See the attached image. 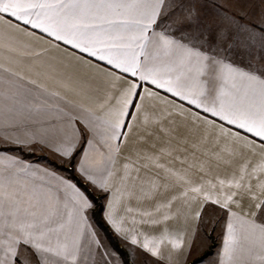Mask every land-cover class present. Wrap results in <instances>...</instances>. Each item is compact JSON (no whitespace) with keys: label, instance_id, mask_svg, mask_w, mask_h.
Masks as SVG:
<instances>
[{"label":"snow or ice","instance_id":"snow-or-ice-1","mask_svg":"<svg viewBox=\"0 0 264 264\" xmlns=\"http://www.w3.org/2000/svg\"><path fill=\"white\" fill-rule=\"evenodd\" d=\"M217 8L208 19L194 0H0V50L9 53L0 54V264H82L95 253L112 264L98 216L157 260L165 243L186 250L184 264L197 232L210 238L223 222L219 264H264V12ZM16 35L47 43L36 59L58 55L14 67L26 54ZM73 62L106 84L102 101L74 87ZM193 130L201 136L189 153ZM45 150L80 179L31 159ZM142 169L151 175L126 187ZM169 191L152 210L130 206ZM177 201L195 205L190 232L164 227L157 237L138 227L180 216Z\"/></svg>","mask_w":264,"mask_h":264},{"label":"crops","instance_id":"crops-1","mask_svg":"<svg viewBox=\"0 0 264 264\" xmlns=\"http://www.w3.org/2000/svg\"><path fill=\"white\" fill-rule=\"evenodd\" d=\"M185 4L189 3L190 0H183ZM197 9L199 11V14L201 17H206L208 19H214L215 14L218 11L217 5H223L224 7H227L229 5L226 0H194ZM228 8V7H227ZM229 9V8H228ZM230 10V9H229ZM14 39L22 46L23 51L26 53L24 55H19L17 57L18 59V65L19 67H38L42 63H45L47 60H49L51 57L58 55L55 52H52L49 54V56L41 57L40 59H36V57L33 55L36 52H41L45 48L48 47L47 43H37L34 40H31L28 37H25L23 35H16ZM0 54H2L3 61H7V58L9 56V53L6 50H0ZM65 63L67 61L65 60ZM67 73L69 75H72L77 82L74 87H76L78 90L82 89L84 93H86L88 96H92L95 98H98V102L103 100V97L106 93L107 86L103 82L102 79L97 78L94 73L91 72L90 69L84 67V66H77L75 62L72 63V66L68 68ZM65 72V69H61L60 73L57 75H62ZM41 83H43L46 87L50 89V91H57L59 90L61 94H64V89H61L58 87V84L56 80L48 77H42L40 80ZM68 98H73L72 94H69ZM75 99L84 100L86 99L85 95L76 96ZM177 121L179 122V117H176ZM136 132H133L132 135L129 137L127 145L123 146V153L127 154L129 150L132 148V146L136 142ZM201 131L200 130H193L192 134L189 136V146H188V152L190 153L192 151L190 145L193 142H196L200 139ZM173 144L176 145V141H173ZM209 145H211V140L209 141ZM184 146L179 145L177 146V153H174V155H180L183 157L184 152L181 150ZM199 155V153L197 154ZM27 158V156H25ZM39 157H47V160H41L40 164L41 166H44L45 164L51 162L56 163L60 165H70L66 163H61L57 160L55 156H53L51 153L47 152L45 150L44 152L38 153L35 157H32L31 159L35 160ZM163 162V161H162ZM189 162H191V157H189ZM124 163L123 155L120 159H118L114 164V170L117 171L118 174L122 173V165ZM176 169H180L181 165L177 162L175 164ZM61 175H65L63 171H60ZM78 174V173H77ZM135 171L131 172V175L129 176L128 180L125 181V186L131 188L133 184H135L136 187L140 186L141 181L145 180L147 176L151 175V172L146 173L143 169L139 173L138 179H133L136 177ZM117 183H120L119 179L116 181ZM173 191H169L164 193L163 195H158L155 200L151 201H142L138 203L136 200H131L130 206L134 210H152L157 203V201L166 200L169 196L173 195ZM179 208L181 215L178 217H174L173 219L169 220L166 225H155L150 226L148 224L144 225H138L140 227L141 231L147 234L151 235H157V232H154V230L162 231L164 227H167L170 233L176 234L179 233L183 235L186 231H191V229L195 228V221L192 219V216L194 214V211L196 210L195 205H193V208L191 211L186 209L183 204L179 201L174 205V209ZM130 216L135 215L137 216V219L139 220L140 217L137 214V211H134L133 213L129 214ZM111 230V229H110ZM112 231V230H111ZM200 237L197 236L195 238V246L192 249V257L188 261V264H192V261H200V264H219L220 261V254L222 253V247H223V240H222V234H223V222H221L217 228L216 231L213 232V238H209L205 235L203 231H199ZM113 236L117 239L118 245L121 247L123 251H125L123 248H126L127 253L131 258L133 259V262L135 264H145L148 262V264H184V256L186 255V250L184 253H176L171 251V247L169 244L165 243L162 245V249L164 252V259L157 260L154 257H151L147 253L141 251L138 248H135L134 246H131L130 244L123 242L113 231ZM213 240L214 243L211 242ZM213 245V246H212ZM93 263V257H86L82 264H92Z\"/></svg>","mask_w":264,"mask_h":264},{"label":"rangeland","instance_id":"rangeland-1","mask_svg":"<svg viewBox=\"0 0 264 264\" xmlns=\"http://www.w3.org/2000/svg\"><path fill=\"white\" fill-rule=\"evenodd\" d=\"M226 1L229 4V5H227V7L230 9L231 12H246L249 14H254L255 17H259L260 13L264 12V4H262L260 2V0H226ZM66 166L69 167V165H66ZM96 195H97V197L99 196L98 193ZM103 202L104 201H101V203H103ZM101 218L103 220L102 216H101ZM93 224L95 226L96 231L99 233V238L102 241V243L108 248V250L110 252H114L116 254V259L114 261H112V264H121V262H124V264H126L125 261L123 260L122 256H121V254L119 253V251L117 249H115L110 244V242L107 240L104 232L96 225V223L94 221H93ZM145 232L147 233L149 231H145ZM154 232L158 233L157 235H155L157 237L161 233V231H157V230H154ZM197 233H198L197 236L200 237L201 236L200 233L199 232H197ZM210 238H213V232L211 233ZM114 240L117 243V239L115 237H114ZM211 242L214 243L213 240H211ZM118 247H120V246L118 245ZM123 249L125 250L123 252L127 256L128 264H135L133 262V259L131 258V256H129V254L127 253L129 250L126 251L125 247ZM92 264H104L103 257L100 255V253H95V255L93 256V263ZM145 264H148V262H146V260H145Z\"/></svg>","mask_w":264,"mask_h":264},{"label":"trees","instance_id":"trees-1","mask_svg":"<svg viewBox=\"0 0 264 264\" xmlns=\"http://www.w3.org/2000/svg\"><path fill=\"white\" fill-rule=\"evenodd\" d=\"M26 156V154H25ZM56 168L60 169V171H63L65 173L66 176H74L75 179L79 180L80 177L77 173L73 172L71 170V165L66 166V165H60V164H56V163H52ZM67 168L69 169L68 171H64V169ZM96 223V225L104 232V234L106 235L107 240L110 242V244L119 251V253L121 254L123 260L125 261L126 264H128L127 261V256L126 254L123 252V250H121L120 247H118V244L116 243V241L114 240L113 234L110 230V228L108 227L107 224L104 223V221L102 220L101 216H98L96 218V220L94 221ZM101 224H104V227H100Z\"/></svg>","mask_w":264,"mask_h":264}]
</instances>
